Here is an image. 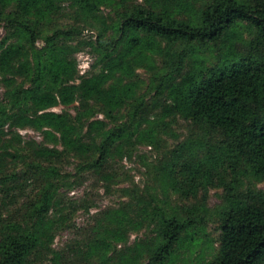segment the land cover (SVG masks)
<instances>
[{
    "label": "trees",
    "instance_id": "16d2710c",
    "mask_svg": "<svg viewBox=\"0 0 264 264\" xmlns=\"http://www.w3.org/2000/svg\"><path fill=\"white\" fill-rule=\"evenodd\" d=\"M0 27V264H109L139 230L117 264H166L207 222L217 244L202 264H264V0H0ZM83 49L93 57L85 74ZM164 135L173 144L143 162L146 182L127 172L118 181L115 164L140 144L159 152ZM68 158L107 190L128 185L65 250L53 239L74 202Z\"/></svg>",
    "mask_w": 264,
    "mask_h": 264
},
{
    "label": "rangeland",
    "instance_id": "374dc122",
    "mask_svg": "<svg viewBox=\"0 0 264 264\" xmlns=\"http://www.w3.org/2000/svg\"><path fill=\"white\" fill-rule=\"evenodd\" d=\"M3 33L4 31L0 27V36H2ZM83 34L87 37L94 34V31L86 29ZM39 44H41V41H39ZM238 46H240V44H238ZM202 53L205 54V57L207 56V58H210L211 60L215 50L205 48L202 50ZM75 57L77 59L80 73L85 74L93 61L91 53L87 49H83L76 52ZM137 72L139 74V78L144 80V82H147L148 72L145 71L143 67L137 68ZM144 90L145 87L144 84H142V86L136 90V93L144 92ZM52 109L56 111L68 109L71 113H74L73 105L67 107L57 105ZM99 116L102 117L101 114H99ZM174 125V131L183 137L186 134L185 121L178 117V120L174 123ZM20 133L25 139L33 138L38 141L42 140V135L31 128L20 129ZM163 138L165 141L159 152L151 149L147 144H140L138 145L137 151H135L130 158L123 157L120 159L118 165L115 164V168L118 173L117 176H119H116L118 181H120V177H122L123 173L127 172L132 175L136 183L142 186L143 183L146 182H144L145 176L143 175V172L147 168L143 162L146 164L149 162L157 163L162 155V150L171 147L173 144L172 137L164 135ZM139 154L143 155L142 162L138 156ZM64 169L69 173L70 179L74 180L73 185L65 192L67 199L66 202L67 204L71 200L74 202H70V208L67 209L68 219H66L65 226L57 229L55 232L53 247L55 249L69 250L70 248H75L77 246L76 241H78V239H85L88 235L89 226L94 223L92 219L94 215H97L106 208L118 205L120 200L123 199L119 188L128 185V182L117 181V183H113L110 189L107 190L102 184V181H98L96 179V175L93 173L83 172L78 175L75 169L74 158H68L67 161L64 162ZM258 185L264 187V182H260ZM219 192L220 190L216 191L212 188L209 190L207 197V205L209 207H213L220 201ZM73 205L78 207L72 208L71 206ZM85 206L88 207L87 211L84 209ZM193 232L194 238L193 240L191 239L192 241L185 238L183 242L174 246V250L172 252L173 260H171L170 263L166 261V264H202L206 260L210 254L209 251L217 244L215 240H213V243L209 241V239H215L217 235L215 224L207 222L204 226L195 227ZM144 236V230L130 232L128 240L125 243L120 242L115 245L109 264H117L120 255L124 252H128V246H133L134 243L143 239ZM31 258L32 262L29 264H50V261L41 259L40 257L33 256ZM146 262V258H142L140 260V264H145Z\"/></svg>",
    "mask_w": 264,
    "mask_h": 264
}]
</instances>
